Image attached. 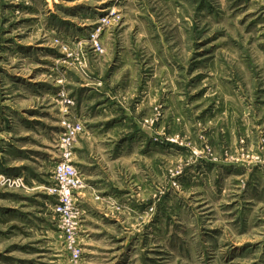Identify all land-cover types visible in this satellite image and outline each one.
Returning a JSON list of instances; mask_svg holds the SVG:
<instances>
[{
	"label": "rangeland",
	"instance_id": "374dc122",
	"mask_svg": "<svg viewBox=\"0 0 264 264\" xmlns=\"http://www.w3.org/2000/svg\"><path fill=\"white\" fill-rule=\"evenodd\" d=\"M68 123L84 264H264V0H0V264H71Z\"/></svg>",
	"mask_w": 264,
	"mask_h": 264
},
{
	"label": "built area",
	"instance_id": "2783aa9c",
	"mask_svg": "<svg viewBox=\"0 0 264 264\" xmlns=\"http://www.w3.org/2000/svg\"><path fill=\"white\" fill-rule=\"evenodd\" d=\"M93 48L103 53L100 43L93 39ZM66 132L60 139L61 159L54 164L56 186L51 195L56 198L55 214L60 218V228L63 234L64 247L71 264H84L83 247L79 240L82 235L83 216L76 193L85 188L83 175L78 167L72 163L73 143L78 135L84 132L81 124L68 123Z\"/></svg>",
	"mask_w": 264,
	"mask_h": 264
},
{
	"label": "crops",
	"instance_id": "0c3cea01",
	"mask_svg": "<svg viewBox=\"0 0 264 264\" xmlns=\"http://www.w3.org/2000/svg\"><path fill=\"white\" fill-rule=\"evenodd\" d=\"M81 196V195H80ZM83 223H85V221L83 220ZM83 227H85V225H83ZM86 231H84L83 233H82V236H83V234L85 233Z\"/></svg>",
	"mask_w": 264,
	"mask_h": 264
},
{
	"label": "bare ground",
	"instance_id": "6f19581e",
	"mask_svg": "<svg viewBox=\"0 0 264 264\" xmlns=\"http://www.w3.org/2000/svg\"><path fill=\"white\" fill-rule=\"evenodd\" d=\"M63 136V135H62Z\"/></svg>",
	"mask_w": 264,
	"mask_h": 264
}]
</instances>
